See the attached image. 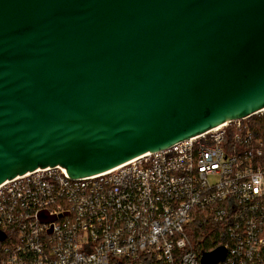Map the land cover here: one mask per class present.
Instances as JSON below:
<instances>
[{
	"label": "water",
	"instance_id": "obj_1",
	"mask_svg": "<svg viewBox=\"0 0 264 264\" xmlns=\"http://www.w3.org/2000/svg\"><path fill=\"white\" fill-rule=\"evenodd\" d=\"M262 108L264 0H0V184L96 175Z\"/></svg>",
	"mask_w": 264,
	"mask_h": 264
},
{
	"label": "built area",
	"instance_id": "obj_2",
	"mask_svg": "<svg viewBox=\"0 0 264 264\" xmlns=\"http://www.w3.org/2000/svg\"><path fill=\"white\" fill-rule=\"evenodd\" d=\"M220 224L219 264H264V108L111 170L0 184V264H200L185 228Z\"/></svg>",
	"mask_w": 264,
	"mask_h": 264
},
{
	"label": "trees",
	"instance_id": "obj_3",
	"mask_svg": "<svg viewBox=\"0 0 264 264\" xmlns=\"http://www.w3.org/2000/svg\"><path fill=\"white\" fill-rule=\"evenodd\" d=\"M191 244L199 256L209 253L224 244V235L220 224L215 223L209 216L200 211L192 218L185 228ZM122 264H152L147 258L137 261H127Z\"/></svg>",
	"mask_w": 264,
	"mask_h": 264
}]
</instances>
